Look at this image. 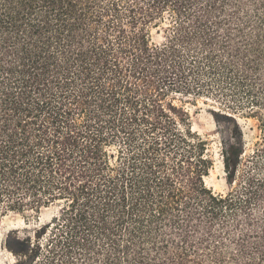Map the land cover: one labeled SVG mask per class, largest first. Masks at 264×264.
Returning <instances> with one entry per match:
<instances>
[{"label":"trees","instance_id":"trees-1","mask_svg":"<svg viewBox=\"0 0 264 264\" xmlns=\"http://www.w3.org/2000/svg\"><path fill=\"white\" fill-rule=\"evenodd\" d=\"M50 208L19 264H264V0H0V221Z\"/></svg>","mask_w":264,"mask_h":264},{"label":"rangeland","instance_id":"rangeland-1","mask_svg":"<svg viewBox=\"0 0 264 264\" xmlns=\"http://www.w3.org/2000/svg\"><path fill=\"white\" fill-rule=\"evenodd\" d=\"M155 42H161L162 38L154 34ZM199 102L198 108L188 105L191 116L193 130L209 139L210 151L214 160L209 177L206 178L208 187L216 193H225L229 189L226 176L223 172L222 158L220 155V142L222 129L229 133L232 129L243 130L245 140L241 142L242 147L251 149L256 142L259 131L255 121L242 117H228L223 115L218 106L208 102ZM55 209H44L39 221H34L27 226L21 216L10 215L0 221V264H19L20 259L25 258V251L28 249V239L32 237L37 240L43 233L54 216Z\"/></svg>","mask_w":264,"mask_h":264}]
</instances>
